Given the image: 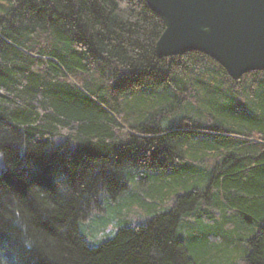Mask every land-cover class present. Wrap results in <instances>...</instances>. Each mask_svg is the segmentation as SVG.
<instances>
[{"label": "trees", "instance_id": "16d2710c", "mask_svg": "<svg viewBox=\"0 0 264 264\" xmlns=\"http://www.w3.org/2000/svg\"><path fill=\"white\" fill-rule=\"evenodd\" d=\"M164 29L146 0H0V264H264V70L160 57Z\"/></svg>", "mask_w": 264, "mask_h": 264}, {"label": "water", "instance_id": "95a60500", "mask_svg": "<svg viewBox=\"0 0 264 264\" xmlns=\"http://www.w3.org/2000/svg\"><path fill=\"white\" fill-rule=\"evenodd\" d=\"M165 23L160 57L201 51L234 79L264 70V0H146Z\"/></svg>", "mask_w": 264, "mask_h": 264}, {"label": "rangeland", "instance_id": "374dc122", "mask_svg": "<svg viewBox=\"0 0 264 264\" xmlns=\"http://www.w3.org/2000/svg\"><path fill=\"white\" fill-rule=\"evenodd\" d=\"M147 216L146 211L143 209H140L139 212H137V220L138 221H143L145 217ZM107 215H104L101 217L100 221H96L94 219H88L85 226V229L81 226V232L85 236V238L90 242V243H98L102 239L107 238V237H112L118 227L120 225H123V223L118 224L116 221L112 220H107L106 219ZM110 218V216H109ZM244 245H246V242H243ZM218 264V261L216 262ZM232 264H244L242 259L239 258L238 263L237 260L235 262H232Z\"/></svg>", "mask_w": 264, "mask_h": 264}]
</instances>
